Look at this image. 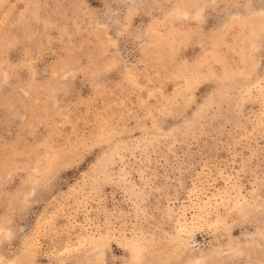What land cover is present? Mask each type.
Wrapping results in <instances>:
<instances>
[{"label": "rangeland", "instance_id": "1", "mask_svg": "<svg viewBox=\"0 0 264 264\" xmlns=\"http://www.w3.org/2000/svg\"><path fill=\"white\" fill-rule=\"evenodd\" d=\"M0 264H264V0H0Z\"/></svg>", "mask_w": 264, "mask_h": 264}]
</instances>
